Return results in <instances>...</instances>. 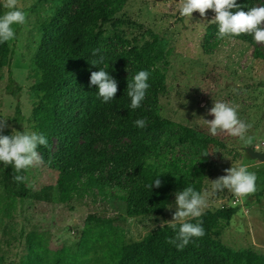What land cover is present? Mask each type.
<instances>
[{"label":"rangeland","instance_id":"rangeland-1","mask_svg":"<svg viewBox=\"0 0 264 264\" xmlns=\"http://www.w3.org/2000/svg\"><path fill=\"white\" fill-rule=\"evenodd\" d=\"M0 2L4 15L8 11L4 7L6 0ZM60 4V0H18L17 7L26 13V22L13 25L15 38L7 44L13 49L12 77L21 90L15 93L6 90L8 67L1 68L0 120H5L8 127L0 135L42 131L46 137L49 133L39 128L42 117L50 116L51 112L43 111L45 102L33 87L38 78L34 59L41 26L51 20ZM178 7L179 0H125L116 16L126 22L116 26L105 23L101 29L104 34L116 31L138 45L148 37L146 29L158 34L167 61L159 62L164 67L166 84L158 98L160 114L222 144L210 152L199 193L209 194L204 211L224 207L233 212L229 218L225 215L205 218L206 232L228 247L264 256V161L250 157L246 150V147L264 149V43L250 44L224 37L215 46H208L204 35L215 13L207 10L201 17L193 12L188 19L180 17ZM127 21L135 24L129 25ZM215 102L237 108L238 118L251 125L247 132L252 137L251 144L225 131L210 134L205 120L214 119L209 110ZM16 106L22 113L21 121L17 119ZM69 106V95H65L57 112L77 116L79 109ZM91 138L94 142L89 154L111 153L112 143L101 142L95 134ZM48 139L45 164L28 170L29 187L24 198L7 195L0 171V264H31L33 247L68 249L70 264H111L119 246L139 240L172 220L176 193L163 213L126 216L125 203L117 198L121 191L106 182L109 164L104 165L102 172L81 171L72 179L68 196L62 200L59 187L54 186L55 182H61L62 175L52 171L61 157L59 136L49 135ZM85 142V137L78 138L82 162L87 161ZM241 164L256 174V193L241 199L227 188L213 191L212 181ZM11 166L0 165L8 169L6 175L12 172Z\"/></svg>","mask_w":264,"mask_h":264},{"label":"trees","instance_id":"trees-1","mask_svg":"<svg viewBox=\"0 0 264 264\" xmlns=\"http://www.w3.org/2000/svg\"><path fill=\"white\" fill-rule=\"evenodd\" d=\"M236 2L240 5L239 10L245 12L264 6V0ZM60 3L51 20L41 26L42 35L34 59L38 78L33 87L45 102L43 111L51 112L50 116L42 117L39 125L49 132L47 147L37 149L43 156L41 167L48 154L49 135L59 136L61 157L52 171L62 175L61 182L54 184L59 187L61 199L68 196L72 179L81 171L102 172L105 164H109L107 185L121 191L117 198L125 203L128 217L163 213L172 202V194L189 186L199 192L210 152L222 144L160 114L158 98L166 84L164 67H160L159 62L165 64L167 61L158 34L146 29L148 37L140 45L131 44L116 31L104 34L103 24L110 22L111 26H116L126 22L116 16L125 0H60ZM0 16H3L1 2ZM128 24L135 23L130 21ZM228 37L255 43L253 35L249 34ZM219 40L218 24L213 22L206 29L204 42L212 47ZM12 57L13 49L7 42L0 43V69L8 67L5 88L9 93L21 90L10 70ZM100 57L103 62L92 66V61H98ZM100 69L108 71L118 82L115 98L108 103L102 102L97 87L89 83L91 72ZM140 71L149 73V88L140 107L132 109L127 84L133 82ZM65 95H69V107L79 109L77 116L57 112ZM16 114L21 121L23 117L18 106ZM137 119H145L147 126L143 129L136 127L134 122ZM40 134L44 133L41 131ZM92 134L103 143H112L111 153L89 154L94 142ZM80 136L86 140V162L81 161V151L77 147ZM124 138L127 140L119 143ZM5 168L0 167L4 191L12 198H24L29 187L27 179L17 183L13 177H28L29 169L17 173L11 166L12 172L6 175L8 169ZM155 178H159L162 185L150 190L148 186ZM232 212L233 209L224 207L204 211L198 219L202 221L205 235L192 238L182 251L167 242L176 237L179 223L176 231L164 224L139 240L119 246L111 264H264V256L251 250L228 247L206 232L205 218L221 215L229 218ZM190 222L196 223L197 220ZM69 256L68 249L33 247L31 264H70Z\"/></svg>","mask_w":264,"mask_h":264},{"label":"clouds","instance_id":"clouds-1","mask_svg":"<svg viewBox=\"0 0 264 264\" xmlns=\"http://www.w3.org/2000/svg\"><path fill=\"white\" fill-rule=\"evenodd\" d=\"M18 0H6L4 7L8 9L3 16H0V43L11 41L15 38L13 25H23L26 22V13L18 7ZM236 9L235 12L232 10ZM240 5L236 0H179L180 17L190 19L193 12H198L204 17L207 10L215 13L212 22L218 24V37L240 36L242 34L253 35L257 43H264V6L253 7L247 12L239 10ZM95 54V53H94ZM103 57L98 61H92L91 65L96 67L97 63H102ZM149 73L147 71L138 72L133 82L127 84V95L131 98L132 109L139 108L144 100L146 91L149 88L147 83ZM90 86L97 87L98 97L102 102L108 103L114 100L118 91V82L109 75L108 71L100 69L90 74ZM209 114L214 117L212 120H205L209 125L210 134L215 136L218 130L227 132L230 136L238 137L245 144H251L252 137L247 135L251 128L238 118L237 108L224 102H215L209 110ZM136 127L145 128L147 121L137 119ZM8 127L5 120H0V132ZM48 141L43 134L36 132H18L15 135H0V162L5 165H12L17 173L37 167L43 163V156L37 151L39 146L47 147ZM209 154H205L207 156ZM227 174L212 181L213 191L225 188L232 191L237 198L248 197L257 191V176L254 172L248 171L247 165L241 164L239 167H231L226 170ZM14 181L23 183L27 177L24 175H14ZM162 181L155 178L148 186L159 188ZM208 193L203 195L193 187L189 186L175 194L176 210L173 213L168 226L174 231L179 228L175 238H169L167 242L176 246L182 251L192 238H201L205 235L200 218L208 206ZM197 220L196 223L190 222Z\"/></svg>","mask_w":264,"mask_h":264},{"label":"water","instance_id":"water-1","mask_svg":"<svg viewBox=\"0 0 264 264\" xmlns=\"http://www.w3.org/2000/svg\"><path fill=\"white\" fill-rule=\"evenodd\" d=\"M246 150L250 157L255 158L259 161H264V149L263 150H257L252 147H246Z\"/></svg>","mask_w":264,"mask_h":264}]
</instances>
